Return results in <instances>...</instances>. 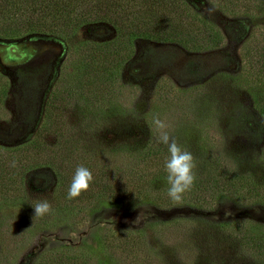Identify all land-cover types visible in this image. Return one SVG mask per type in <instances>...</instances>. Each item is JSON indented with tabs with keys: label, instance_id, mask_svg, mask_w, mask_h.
I'll return each mask as SVG.
<instances>
[{
	"label": "rangeland",
	"instance_id": "1",
	"mask_svg": "<svg viewBox=\"0 0 264 264\" xmlns=\"http://www.w3.org/2000/svg\"><path fill=\"white\" fill-rule=\"evenodd\" d=\"M183 1L219 31V41L193 46L136 37L127 60L103 59L106 80L96 97L84 93L77 79L83 56L116 36L109 23L61 34L27 29L0 36V188H15L0 194V264H43L60 256H83L88 264L145 258L151 264H264V251L255 252L254 245L264 233V204L240 202L218 182L216 161L223 155L240 171L264 168V0ZM147 61L146 75L138 77ZM51 91L58 95L68 138L71 131L91 141L99 161L125 163L126 147L136 154L148 141L159 146L153 120H164L199 165L196 188L184 200L158 204L151 196L161 191L159 177L148 188L150 196L124 202L100 195L76 206L52 163L37 159L19 165L10 185L9 156H19L17 150L44 124ZM55 135L59 139L49 130L42 134L49 145ZM44 199L53 212L32 216V205ZM165 225L170 229L159 231ZM119 230L142 235L144 251L136 258L106 245Z\"/></svg>",
	"mask_w": 264,
	"mask_h": 264
},
{
	"label": "trees",
	"instance_id": "2",
	"mask_svg": "<svg viewBox=\"0 0 264 264\" xmlns=\"http://www.w3.org/2000/svg\"><path fill=\"white\" fill-rule=\"evenodd\" d=\"M100 22L112 25L116 29V36L111 41L97 44L96 50L83 56V70L77 79L80 89L89 96L94 94L95 97L106 80L104 74L105 67L108 66L104 65L105 58L108 61L110 56L115 55L116 60H127L130 57L132 40L136 37L176 39L193 46L214 45L221 38L219 31L210 27L207 20L199 16L183 0H0V36H12L27 29L49 30L61 34L69 29L74 31ZM147 65L148 61L136 72L138 77L146 75ZM58 99V95L51 91L45 104L44 124L36 130L30 143L17 150L16 155L19 156L13 154L9 156L10 185L16 182L15 169L18 170L19 165L37 159L52 163L50 166L56 170L59 184L65 187V192H68L78 165H84L92 171L94 182L90 189L79 197L70 199L76 206H83L100 195L116 196L124 202L141 198L143 194L150 196L148 188L151 187L152 181L159 177L164 178L161 191L153 194L151 198L164 205L177 202L168 195L165 162L170 154L167 146L163 144L153 146L148 141L142 145L143 149L136 153L137 156L132 148L126 147L124 153L129 158L125 163L115 164L116 161L109 157L106 161H99L93 149L89 147L93 145L91 141V144H86L81 134L74 135L71 131L70 139L68 138L69 130L63 128L59 122L62 117L61 112L57 111L60 108L55 104ZM47 130L59 135L60 140L55 135L54 145L46 144L43 140L42 134ZM216 161L219 165L218 182L231 188L240 202L261 201L264 204L262 166L263 169L259 168L260 173L258 169L247 172L231 167L223 155L216 157ZM13 162L15 167L12 166ZM197 184L198 180L192 189H195ZM2 188V190L0 188L2 195H7L6 191L15 189L9 185ZM184 199L183 195L182 200ZM205 203L204 201L199 204ZM236 221L234 219L232 224ZM170 227L165 225L159 231L166 232ZM119 231L109 235L110 238L106 242L108 247H121L135 258L139 252L144 251L140 250L142 243L139 238L142 235L131 232L124 235L121 230ZM249 237L251 242L253 236ZM123 238L127 240L123 241ZM236 238L237 236H232V244ZM254 245L255 252L264 251V233L257 236ZM82 257L44 258L46 262L43 264H88L89 260ZM150 262L151 260L145 258L143 263L136 261L132 264H151Z\"/></svg>",
	"mask_w": 264,
	"mask_h": 264
},
{
	"label": "clouds",
	"instance_id": "3",
	"mask_svg": "<svg viewBox=\"0 0 264 264\" xmlns=\"http://www.w3.org/2000/svg\"><path fill=\"white\" fill-rule=\"evenodd\" d=\"M208 10L211 12L214 9L209 8ZM153 123L157 132V141L166 145L170 154L165 162L166 180L169 185L168 195L172 200L180 201L184 193L191 191L195 183V157L169 134L167 131L168 125L164 120L156 117ZM12 166L15 167V162L12 163ZM93 182L92 171L84 165H78L68 189V198L79 197L83 192L90 189ZM32 208L33 215L38 217H43L53 212L51 203L46 199L36 202L32 205Z\"/></svg>",
	"mask_w": 264,
	"mask_h": 264
},
{
	"label": "flooded vegetation",
	"instance_id": "4",
	"mask_svg": "<svg viewBox=\"0 0 264 264\" xmlns=\"http://www.w3.org/2000/svg\"><path fill=\"white\" fill-rule=\"evenodd\" d=\"M23 63V62H22Z\"/></svg>",
	"mask_w": 264,
	"mask_h": 264
}]
</instances>
